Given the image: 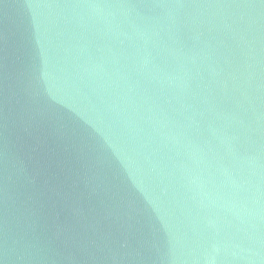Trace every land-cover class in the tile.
I'll return each mask as SVG.
<instances>
[{"label": "water", "instance_id": "water-1", "mask_svg": "<svg viewBox=\"0 0 264 264\" xmlns=\"http://www.w3.org/2000/svg\"><path fill=\"white\" fill-rule=\"evenodd\" d=\"M0 264H264V0H0Z\"/></svg>", "mask_w": 264, "mask_h": 264}]
</instances>
